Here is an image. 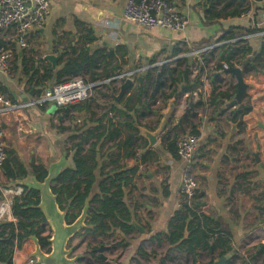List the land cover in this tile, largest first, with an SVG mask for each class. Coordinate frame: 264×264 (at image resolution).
<instances>
[{"label": "crops", "instance_id": "1", "mask_svg": "<svg viewBox=\"0 0 264 264\" xmlns=\"http://www.w3.org/2000/svg\"><path fill=\"white\" fill-rule=\"evenodd\" d=\"M127 1L49 0L50 15L41 29L30 32L29 51L16 47L11 35L1 37V45L11 46L16 54L10 68L13 75L0 74V83L7 87L9 95L14 96L18 102L35 98L34 90H29L23 77L22 64L30 66L32 60H42L45 62L41 63L42 68L44 66L50 71H56L61 67L63 54L72 50L76 52L72 58L84 49L91 54L100 51L106 57L105 62H99L100 69L94 70V73L89 72L85 78L90 84L101 83L100 86L92 90L87 101L74 105L83 108L88 104L96 115L92 123V114L71 108L62 111L58 108L54 115L48 113V107L44 112L41 108H35L9 114L2 118L6 132V156L7 152H13L21 164H44L48 168L65 157V168H73L75 151L70 155L66 148L67 143L71 142L68 140L70 136L78 135L83 127H93L96 120L103 116L102 125L108 120L115 124L125 120L117 113H111V108L123 107L132 90L137 87V80L118 105H114L112 94L119 93L129 71L146 66L161 67L162 62L173 58L175 50L196 52L221 44L198 57L190 53L180 55L195 61L206 56L207 61L204 59L200 76L191 69L187 84L193 87L191 92L182 90L167 102L160 99L141 121L146 126L142 128L150 132L164 127L158 143L151 150H148L147 141L141 137L146 141V147L138 140L136 157L126 158L122 147L119 151H109L114 144H122L125 137L105 145L103 161L106 165L110 164V158L117 160L120 166H139L141 158L147 157L149 151L152 152L148 156L147 167L140 168L142 176L134 179L136 188L127 192L125 200L136 218L133 223L138 224L142 231L134 227L135 230L124 237L120 229L114 228L110 236L101 238L93 237L84 230L72 239L69 247L73 248L72 257H78L76 264H85V261L89 264H209L219 260L221 249L210 253L198 248L196 254H189L172 247L167 240L171 221L181 210L184 201L180 194L182 165L180 160H174L168 153L162 138L168 133L171 138L178 132V139L179 134L182 136L194 127L200 137L196 152V172L199 191L204 195L201 208L195 211L214 220L219 219L229 229L233 235L230 242L232 252L244 256L249 264H264V253L260 249L261 245L264 246V222L261 223L262 218L257 217L253 201L256 194L264 196V61L260 67L253 62L264 47V0H219L217 8H225L224 13H233L237 6H242L245 12L240 17H222L216 24L206 23L209 15L203 7V0H169L178 12L188 18L189 26L184 32L156 29L149 33L124 21L123 9ZM230 28L253 32L226 43L220 42ZM206 41H213V44L199 47V44ZM225 44H229L231 50L235 47L251 49L249 67L235 65L243 70L244 82L249 87L245 96L252 106V112L243 119L245 130L242 132L238 127L233 131L228 121L229 113L222 114V107L210 105L215 92L214 76L218 74L224 81L215 94L228 90L229 86H237L234 76L216 71L217 66L223 64L228 56V50L221 49ZM18 55L22 58L16 60ZM49 55L60 56L55 69H52L49 61L44 60ZM47 88L51 87L47 85ZM148 118H154L153 126L146 122ZM59 125L66 128V131L58 129ZM120 128L126 131L123 126ZM90 146L91 143L85 144V150L88 151ZM253 153L259 154V162ZM243 175H247L246 180L249 184L251 182V187L244 184L241 178ZM49 230L47 234H50ZM256 235L257 239H254ZM253 239L254 252H249L245 249ZM101 246L106 248L104 259L95 252ZM34 252V241H26L22 249L15 252L13 264H30L34 260L31 257ZM231 261H235L234 258ZM235 262L241 263L240 260Z\"/></svg>", "mask_w": 264, "mask_h": 264}, {"label": "trees", "instance_id": "2", "mask_svg": "<svg viewBox=\"0 0 264 264\" xmlns=\"http://www.w3.org/2000/svg\"><path fill=\"white\" fill-rule=\"evenodd\" d=\"M219 4V0H203V7L209 15L206 18L207 24H216L222 17L229 15L240 17L245 12L242 6H237L233 13H224L225 8L223 10L217 8ZM252 32L241 28H230L226 33L227 36H224L220 42L226 43ZM212 44L213 41H206L199 44V47L211 46ZM221 49L228 50V56L223 60V64H227L230 67H235L236 64L245 68L249 67L248 61H251L248 58L251 54L250 48L235 47L231 50L230 45L225 44L221 46ZM190 52L192 51L175 50L172 57H178ZM75 53L74 50L64 53L61 59V67L56 71H50L44 66L42 68L41 63L45 64L42 60L40 62L32 60L30 66L22 64L23 77L26 79L29 90H34V97L41 96L47 85L53 87L68 80L85 79L89 72L94 73V70L100 69V63L105 62L106 58L100 51L91 54L84 49L76 57L72 58ZM21 58L18 55L16 60ZM204 59H206V56H202L196 61L189 57H181L173 65H163L147 70L141 75L143 77L142 83H137V87L132 90L131 95L122 105L123 107L121 109L118 106L111 108V113H117L120 118H125L123 122L115 124L112 120H108L105 125H102L105 117L103 116L96 120L93 127H88L87 129L83 127L78 131V135H72L68 138L69 141L73 142V151H75L73 156L74 167L66 168L52 184V191L57 196L61 210L67 212L68 224L73 223L80 216L86 201L90 199L86 233H91L93 237L105 238L110 236L114 228H116L120 229L124 237H128L135 230L132 223L136 218L125 200L128 195L127 192L136 188L134 179L142 176L140 168L142 166L144 168L147 167L148 156L152 152L149 151L147 157L141 158L142 161L139 166H120L117 160L110 158L108 159L110 164L106 165L103 161L105 145L107 142L115 143L121 137H125L122 144H114L112 148H109V151H119L122 147L125 149L126 158L136 157V148L139 147L137 141L140 140L141 144L146 147V141L140 138L137 125L140 127L144 126L141 121L147 117L152 107L160 99L163 102H167L170 98L178 96L177 93L182 90L191 92L193 87L185 85L184 82L185 72L198 64L200 76L203 72ZM263 61L264 47L261 53L254 58L253 62L260 67ZM223 64L218 65L216 71L223 70ZM42 70L43 72H41ZM223 82L221 76L218 74L214 76L213 86L215 92ZM183 87L184 89H182ZM215 92L210 105L222 107V114L229 113L228 121L238 124L239 130L241 132L244 131L245 123L243 119L252 112V106L247 101L246 96L242 104L228 107V104L236 96L237 86H229L228 90H221L217 94ZM0 95L5 96L12 102H16L15 97L9 95V90L2 83H0ZM46 108L47 105L41 107L43 112ZM68 108L87 111L92 114L90 123L96 117L88 104L83 108L75 107L74 105L67 106L59 109V111L68 110ZM185 123L188 122L185 121ZM122 126L125 128V132L120 128ZM58 129L66 131V128L60 125ZM190 132L199 136V131L194 127ZM162 141L163 143L165 142L171 157L174 160H179L177 137L171 139L170 133H168L163 136ZM89 143H91V146L87 151L84 145ZM2 172L5 179L10 183H21L31 176H34L39 182H43L48 175V167L44 164H21L15 157V153L7 152V159ZM247 175L241 177L244 184H249V181L246 180ZM249 185L251 187V182ZM23 187L24 194L20 198L15 199L13 203V216L16 222L4 223L0 227V264H13L15 252L21 250L25 242L33 237L39 240L43 250L47 252L50 250L49 238L52 235V231L49 230L47 220L39 209L40 194L27 186L23 185ZM202 198H204V195L198 190L195 195V201L192 203V208L185 203L182 205L181 210L177 212L171 221V230L167 235V240L172 247L181 249L189 254H196L198 248L210 253L221 249L220 259L232 252L230 242L233 235L219 219L214 220L212 217L197 214L195 209L201 208ZM253 201L256 204L257 217L262 218L260 221L263 223L264 196L256 194ZM48 230L50 234H47ZM260 249L261 253H264L263 245L260 246ZM91 253L93 252L91 251ZM144 255L143 257H145ZM234 260H240V264H249V261L238 253ZM235 261H230L227 264H235Z\"/></svg>", "mask_w": 264, "mask_h": 264}, {"label": "built area", "instance_id": "3", "mask_svg": "<svg viewBox=\"0 0 264 264\" xmlns=\"http://www.w3.org/2000/svg\"><path fill=\"white\" fill-rule=\"evenodd\" d=\"M50 15L49 0H0V39L7 34L21 50L29 51L31 44L29 34L34 29H41ZM124 21L134 24L146 32L156 29L184 32L189 26L188 18L178 12L169 0H128L123 9ZM208 47L190 52V55L200 56L203 53L219 47ZM15 50L9 45L0 43V74H9L15 58ZM181 57L165 60L160 65H171ZM156 66L141 67L131 71L126 77L134 81L149 69ZM230 66L223 64L225 72ZM193 72L199 74V65L193 67ZM101 84V83H100ZM99 83L90 84L83 78L68 80L51 88L43 90L42 95L25 102H12L0 95V227L4 223L16 222L13 216L14 200L24 194L21 184L8 182L3 176L2 168L6 162L5 138L2 118L19 111L41 108L53 103L58 108H64L85 102L93 89ZM200 144V137L191 132L185 133L178 139L177 150L182 165V183L180 194L184 203L191 208L195 195L199 190V180L196 172V152ZM30 264H36L34 260Z\"/></svg>", "mask_w": 264, "mask_h": 264}, {"label": "water", "instance_id": "4", "mask_svg": "<svg viewBox=\"0 0 264 264\" xmlns=\"http://www.w3.org/2000/svg\"><path fill=\"white\" fill-rule=\"evenodd\" d=\"M45 61H49L52 64V69L56 68L60 56L49 55L44 58ZM190 69H187L184 75L185 85L189 84ZM225 73L231 74L237 79V93L234 99L228 104V107L240 105L243 103L245 95L248 90V85L244 82L243 70L238 67L231 66L225 71ZM143 81V77L139 76L137 82L140 84ZM135 81L127 78L120 87L117 95L112 94L114 105H118L121 100L125 98L129 90L133 87ZM55 108L52 106L49 109V114L54 115ZM233 131H236L238 124L230 123ZM264 128V126H262ZM140 137L147 141L148 150H151L157 143L159 136L164 131V127L158 128L154 132H150L145 128L139 127ZM254 158L259 162V154L253 153ZM65 157L60 162L55 163L48 168V175L43 182H39L34 176L30 177L29 181L21 182V185L27 186L30 189L36 190L40 194L39 209L43 213L47 220L48 226L52 231V235L49 238L50 250L47 252L43 250L39 240L33 237L31 240L35 243V252L31 255L36 264H76L78 257H72L73 248L69 247L71 240L77 236L81 231L87 228V221L90 210V199L86 201L80 216L71 224L67 222V212L61 210L57 196L52 191V184L61 173L66 169ZM133 226L142 231V228L133 223ZM106 248L101 246L95 252L99 253L100 257L104 259L103 253ZM235 251L215 261L213 264H227L234 256Z\"/></svg>", "mask_w": 264, "mask_h": 264}, {"label": "rangeland", "instance_id": "5", "mask_svg": "<svg viewBox=\"0 0 264 264\" xmlns=\"http://www.w3.org/2000/svg\"><path fill=\"white\" fill-rule=\"evenodd\" d=\"M10 75H13V74H12V71L9 73V76H10ZM85 80H86V79H85ZM99 92H101V90H100ZM50 106H51V107L53 106V107L55 108V111L58 110L57 105H55V104H53V103H50V104L47 105L48 109H50ZM53 113H54V112H53ZM153 120H154V118H152V119H149V118H148V120H147L146 122L150 123V125L153 126V122H152ZM67 135H70V134L68 133ZM177 135H178V132H175L174 135H173L171 138H176ZM179 138H181L180 134H179ZM179 138H178V139H179ZM66 148H67V151L69 152V154L72 155V152H73V142H69V143H67ZM87 149H88V148H87ZM183 201H184V199H183ZM261 234H262V233H261ZM256 237H257V235L254 237V239H255ZM254 239L251 240V241H249V245H247V248H248V249L246 248L245 250H248L249 252H254V248H255V245L253 244V243L255 242ZM256 239H257V238H256ZM260 262L262 263V260H261V259H260ZM85 264H89L88 261H85ZM235 264H236V262H235Z\"/></svg>", "mask_w": 264, "mask_h": 264}]
</instances>
